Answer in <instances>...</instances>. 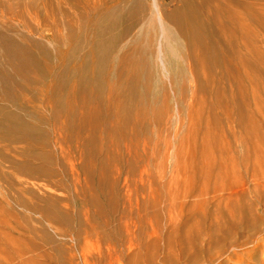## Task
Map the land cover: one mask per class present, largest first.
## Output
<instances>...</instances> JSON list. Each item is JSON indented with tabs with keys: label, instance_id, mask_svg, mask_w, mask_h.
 Masks as SVG:
<instances>
[{
	"label": "bare ground",
	"instance_id": "obj_1",
	"mask_svg": "<svg viewBox=\"0 0 264 264\" xmlns=\"http://www.w3.org/2000/svg\"><path fill=\"white\" fill-rule=\"evenodd\" d=\"M0 4L7 15L0 19V180L17 181L3 168L17 164L11 150L48 178L61 176L59 187L70 171L75 195L47 203L66 220L64 232L76 235L86 261L93 251L102 258L104 246L110 264H156L163 241L175 264L203 257L215 264L212 246L229 245L239 257L236 249L264 222L259 187L254 201L230 198L209 224L206 195H218V127L234 123L244 144H262L263 119L248 99L251 89L257 100L264 94V11L257 2L180 0L165 14L157 0ZM51 131L60 134L57 145H68L66 170L48 150ZM77 151L86 158L80 168ZM16 215L0 188V247L22 242L10 224Z\"/></svg>",
	"mask_w": 264,
	"mask_h": 264
},
{
	"label": "rangeland",
	"instance_id": "obj_2",
	"mask_svg": "<svg viewBox=\"0 0 264 264\" xmlns=\"http://www.w3.org/2000/svg\"><path fill=\"white\" fill-rule=\"evenodd\" d=\"M15 2L17 0H3L4 3ZM126 4H130L132 0H122ZM257 7L264 11V0H255ZM160 11L165 14L174 10L180 4V0H157ZM0 4V19H5L6 14L2 10ZM128 9V8H127ZM19 23L18 21H16ZM264 23V19H263ZM42 30L51 33V27L40 22ZM34 33L33 36H36ZM259 38L264 41V29L259 30ZM249 96L250 105L254 108L258 107V114L263 119L264 126V94L257 100L253 89ZM168 92L172 97L171 113L176 118L177 101L173 95L172 86L168 79ZM191 95H188V101ZM37 104H42L38 103ZM42 106V107H41ZM40 110L46 117H50L52 110L48 111L46 105H41ZM15 107V106H14ZM220 116L224 117L223 114ZM236 132L237 135H233ZM240 128L234 124L224 122L218 127V161L215 167L214 176H218V195L215 197L214 189L206 195L208 202L207 212L212 214L206 219V224L213 222L215 212L219 209H226L228 200L233 198L231 203L240 201H254L253 190L259 187L264 197V131H261L260 138H256L261 142L260 147H254L252 144H244L240 138ZM60 136L58 131H51V143L48 150H55L60 158V164L56 167L61 170L69 168V161L65 158V150L68 145L62 146L56 144V139ZM44 138L43 135L40 139ZM262 140V141H261ZM5 143L0 141V147L4 148ZM20 149L23 144H13ZM256 149H259L256 151ZM17 164H6L3 168L11 179H17L13 185L10 182L0 180V188L9 195L14 208L17 212L16 217L10 220L12 228H15V236L20 237L22 242L19 244L4 243L0 247V264H110L106 259L107 249L103 246V257H97V253L93 251V256H88L86 261L83 246L78 242L73 232H64V222L58 210L47 203L48 197L57 198L65 197L69 194L75 195L72 187V174L68 171L63 178V186H57L61 176L53 179L43 174L44 168L39 165H31L19 162L17 151L11 150L9 153ZM3 154H0V160ZM75 167L86 163L84 155L77 151L73 157ZM85 175L81 178L84 179ZM261 183V186L259 184ZM210 185L215 187L213 181ZM123 186V182H122ZM124 187V186H123ZM245 195V197H242ZM259 207H264V198ZM257 207V205H255ZM209 214V215H210ZM69 220V219H68ZM67 223V222H66ZM68 224V223H67ZM1 232V230H0ZM249 234L246 229L240 233L239 239H243ZM251 238L246 246L236 249L237 256H232L231 247L227 245L225 251H218V247L212 246V250L216 256L215 264H264V222L259 224V229L251 232ZM258 239L259 242H256ZM259 243V244H258ZM4 249V250H3ZM22 249V252H19ZM13 251V256H10ZM173 253L162 243V248L158 252L156 264H173L172 260L167 257ZM167 260V261H166ZM113 264H118L117 262ZM175 264V263H174ZM178 264H210L206 257L199 262L193 263L186 258Z\"/></svg>",
	"mask_w": 264,
	"mask_h": 264
}]
</instances>
